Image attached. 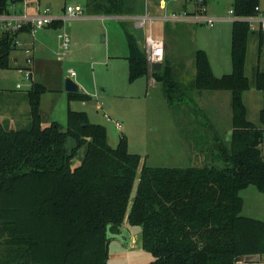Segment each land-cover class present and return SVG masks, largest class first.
I'll use <instances>...</instances> for the list:
<instances>
[{
    "label": "trees",
    "instance_id": "1",
    "mask_svg": "<svg viewBox=\"0 0 264 264\" xmlns=\"http://www.w3.org/2000/svg\"><path fill=\"white\" fill-rule=\"evenodd\" d=\"M23 1L0 0V14ZM257 5L259 0H233L231 8L237 16H249ZM85 8L88 16L143 12L135 0H86ZM60 25L56 20L47 27ZM120 27L128 82L151 76L174 117L178 110L186 116L199 112L195 103L191 110L179 109L195 102V93L227 91L229 131L189 132L202 166L149 167L128 151L125 136L109 145L105 126L90 122L84 111L68 108L64 129L57 122L42 126L40 98L47 89L31 81L25 93L29 123L13 128L0 122V264H107L110 240L121 235L125 223L139 227L141 248L152 257L149 264L259 263L264 220L243 216L240 196L250 185L264 193V71L256 70L252 84L245 74L248 39L255 31L245 21L231 23V71L220 77L213 75L206 53L194 50L188 96L168 56L152 70L133 33ZM29 28L0 34V69L13 68L14 39ZM263 37L258 31V53ZM252 87L263 100L259 124L247 119L243 102ZM87 98L68 93L69 101ZM182 122L181 116L177 123ZM193 123L209 126L203 120L185 125ZM81 148L80 163L72 166Z\"/></svg>",
    "mask_w": 264,
    "mask_h": 264
},
{
    "label": "rangeland",
    "instance_id": "2",
    "mask_svg": "<svg viewBox=\"0 0 264 264\" xmlns=\"http://www.w3.org/2000/svg\"><path fill=\"white\" fill-rule=\"evenodd\" d=\"M25 1L28 2V6H37L41 10L47 8L50 14L58 12L63 19L67 16L63 12L67 5L82 7V13L71 17L72 20L65 18L56 31L55 29L42 28L34 35V57L45 60V66L37 63L35 67L36 79L43 80L50 89L47 90L42 101V113L45 115L46 121L51 118V121L55 120L63 129L65 128L66 109L64 110L62 107L65 91L60 96L61 98H58L54 111L52 109L54 106H49V98L50 95H55L52 91L53 88L62 86L64 90V79L68 77L67 70L72 69L75 72V77L72 79H75L85 92L92 95L86 106H83L84 108L81 101L78 100L70 103L71 108L86 111L89 114L90 122L104 125L109 145L115 146L119 138L125 136L128 151L138 154L141 158L140 164L144 163L149 167L185 168L203 165V158L196 154L195 143L189 132L197 129L199 133L207 134L212 130H218L225 135L230 129L231 120L229 92L195 93V102L190 101L188 105L180 104L179 109L185 107L191 110L195 103L200 109L199 112L192 111L193 114L186 116L185 112L181 113V110H178L174 117L164 99L159 83L156 82L153 87L148 88L146 94L141 90V86H134L132 93L131 88H126L128 87L126 84L127 62L125 58L121 57V53L127 50L120 24L134 34L143 49L144 37L148 29L136 28L135 19L130 17L139 15L119 16L117 19L111 17L85 18L87 16L86 0ZM135 1L143 7V12L140 15L148 14V7L154 2V0ZM164 1L171 2V0ZM232 2L233 0H208L206 14L217 18H227V12L231 9ZM259 5L264 7V0H259ZM173 14L178 15L176 12ZM174 22L176 21H167L166 35L162 33L165 43L164 57L168 56L169 64L178 77H176L177 80L184 82L189 96L194 76V50H206L216 76L230 72L232 22L217 20L211 27L203 22H184V24L178 22L181 25L180 28H171ZM162 23V20L153 21L152 31L154 34L162 30ZM63 35L68 37L67 49L63 47ZM257 45V33L254 32L248 39L245 64V74L250 84L253 83L257 69L264 71V37L260 53H258ZM115 54L120 57H111ZM0 76H2V78L0 77V122L8 127H25L29 120L27 123L12 121L10 114L16 110L8 106L3 97L26 101L25 93L30 87L31 81L25 78L24 73L18 72L15 68L0 69ZM17 84L19 87H16ZM243 102L247 109V119L254 124H259L258 110L263 104L261 93L252 87L243 93ZM201 113L204 117H201ZM107 116L110 120L106 119ZM181 116L182 125L177 123ZM191 120L197 122L203 120L208 122L209 126H201L199 123L185 125ZM114 121L120 123L119 129L115 128ZM83 153L84 148H81L72 160V166L80 163ZM262 154L264 155V142ZM240 196L243 200L241 214L264 220V193L250 185L240 191ZM124 228L131 231L130 242L129 244L122 243L118 237L111 239L107 264H149L152 257L141 248L139 227H132L125 223ZM241 264H264V261Z\"/></svg>",
    "mask_w": 264,
    "mask_h": 264
},
{
    "label": "built area",
    "instance_id": "3",
    "mask_svg": "<svg viewBox=\"0 0 264 264\" xmlns=\"http://www.w3.org/2000/svg\"><path fill=\"white\" fill-rule=\"evenodd\" d=\"M187 3H191L194 7V10L191 15H186V13L182 14H170L162 17V19H171L176 20L178 17L188 18L194 22H203L208 26H212L214 22L219 20L220 18L212 17L206 14L207 6L204 3V0H184ZM25 4V0L22 2ZM15 5V4H11ZM10 5V6H11ZM82 13V7L80 5L67 6L64 10V14L67 17H73ZM228 17L227 20L233 21H245L248 24V27L251 31H262L264 33V7L260 5L255 6L254 13L249 16H237L234 14L232 8L227 12ZM66 17V16H65ZM131 19H135L136 28H147L148 31L144 37V53L146 56V60L151 67L154 63H161L164 57V41L161 37L155 35L152 31V24L155 20L154 17L144 14L139 16H130ZM129 17V18H130ZM58 17L49 13L47 8H44L38 14H29L25 5L20 12H12L9 11L6 13L0 14V34L3 32H15L24 26H29V31L24 32L29 34L31 39L34 37L35 33L44 27H47L53 21H56ZM14 45L19 46V41L15 38ZM68 45V37H63V47L67 49ZM24 55L22 68L17 69L18 72L24 73V76L27 80L31 81L32 74V65H33V49L30 46L24 47L22 50ZM68 77L71 79L75 77V72L72 69L67 70ZM16 87H19L17 84ZM107 120H110L107 116ZM114 125L117 129L120 128V124L114 121Z\"/></svg>",
    "mask_w": 264,
    "mask_h": 264
},
{
    "label": "crops",
    "instance_id": "4",
    "mask_svg": "<svg viewBox=\"0 0 264 264\" xmlns=\"http://www.w3.org/2000/svg\"><path fill=\"white\" fill-rule=\"evenodd\" d=\"M207 2H208V0H207ZM24 5H25L26 11L29 14L33 15V14H38L39 12H41V9H38L37 6L36 7L35 6H28V2L27 1H25V4L19 3V4L11 5L10 6V11H12V12H20L23 9ZM67 6H69V5H67ZM206 6H207V4H206ZM148 8H149L148 15L154 17L155 20H157V21H161L162 20V22H163L162 23L163 26L161 24L162 30H160L159 33L155 34V35L161 37L162 39H163L162 33H163V35L164 34L166 35L165 25H167V21L171 20V19H169V20L168 19H162V17H165L166 15H170L173 12H176L178 14L186 13V15H187V13H192L193 10H194L193 5L191 3L185 2L184 0H171V2H165L164 0H154V2L151 3V5H149ZM64 10L65 9H63V12H64ZM207 11H208V8H207ZM52 15L58 17L57 21H60L61 25H62L63 20L65 18H66V20L67 19L72 20L71 17H67V16L64 17V19L61 18L60 14L58 12L56 14H52ZM105 17H111V18L117 19L119 16H88L87 15L85 18L103 19ZM79 18H82V17H79ZM219 20L220 21L221 20L225 21L227 19H226V17H223V18H220ZM175 21L176 22H174V25H172L171 28H175V27H179L180 28L181 25L178 22H183V24H184V22H194L192 20H189L188 18H181V17H178ZM60 26L59 27L58 26L57 27H52V26L50 27L49 26V27H44V28L55 29V31H56V29H59ZM39 30H41V29H39ZM36 33H38V31ZM64 36H67V35H63V37ZM123 36H124V33H123ZM16 39L19 41L20 45L16 46L14 48V50L10 53V59H11L12 67L16 69V67H20V66L23 65L24 56H23L22 50H23L24 47L30 46L33 49V65H32L31 81L36 82V83H40V84L44 85L47 90H50L45 85L43 80H37L36 79L35 67H36L37 63H38V65L44 64L45 60H42L40 58H35L34 57V51H35L34 50L35 49L34 37L31 39L29 34H27V33H19L17 35ZM124 39H125V37H124ZM163 41H164V39H163ZM136 42H137L138 47L140 49H142V47H141L142 45L140 44V42L137 39H136ZM125 44H126V41H125ZM164 48H165V43H164ZM107 50H108V48L106 49V52H107ZM126 50H127V46H126ZM204 51L206 52V50H204ZM121 54H122L121 57L125 58V60L127 62L126 58H127V55H128V50L126 52H122ZM206 55H207V58H208V61H209V64H210V57L207 54V52H206ZM111 57H120V55L118 56V54H115V55H113ZM34 58L36 59V62H34L35 61ZM108 58H110V56H108ZM44 66H45V64H44ZM127 66H128V63H127ZM210 67H211V70H212V73H213V69H212L211 64H210ZM127 72H128V70H127ZM224 73L228 74V72H224ZM213 75L216 76L214 73H213ZM222 75H224V74H221L220 76H222ZM220 76H216V77H220ZM0 77L2 78V76H0ZM74 81L78 84V82L75 79H74ZM155 83L156 82L153 80V78L151 76H144V77H140V78L134 80L133 82H128V79H127V83L126 84L128 85V87H126V88H131L130 90H131V93H132V89H133L134 86H141V90L144 91L145 94H146L147 93V89L150 88V87H153ZM52 91H54L55 95H50L51 97L49 98V104H50L49 106L51 107V105H53L54 108H52V109L54 111L55 107H56V102L58 101V98H61L60 96L63 94L64 90H63V88L61 86V87L53 88ZM204 92H206V91H204ZM214 92H218V91H214ZM45 93H47V92H45ZM45 93H43L41 95V98H40V116H41V125L42 126L49 125L52 121L55 122V120L51 121L50 120L51 118H48V120L46 121L45 115L42 113L43 112V110H42V101H43L44 96H46ZM76 93L87 95L88 98H87V100H85L86 102L85 101H81L82 107L86 106V103L88 101H90L92 94H90L87 91L85 92L80 84H78V91ZM64 94H65V96H64V99L62 101V107H63L64 110L66 109V111H67L68 108L72 109L70 103H72L73 101H76V100L69 101L68 100V92H65ZM3 98H4V100L7 101V105L8 106H10L14 110H16V112H12L10 114L11 120L16 122V123H26L28 121V112H27L28 107H27L26 101H23L22 99H15L14 100V99H10L8 97H3ZM72 110H76V109H72ZM259 110H258V112H259ZM77 111H81V110H77ZM84 112L87 114V117H88V120H89V114L86 111H84ZM130 233H131L130 230H128L126 228L125 229L122 228L121 235L118 237V238H120L122 240L120 242H122V243L124 242L126 244H129V242H130L129 234ZM261 261H264V257L261 258Z\"/></svg>",
    "mask_w": 264,
    "mask_h": 264
},
{
    "label": "water",
    "instance_id": "5",
    "mask_svg": "<svg viewBox=\"0 0 264 264\" xmlns=\"http://www.w3.org/2000/svg\"><path fill=\"white\" fill-rule=\"evenodd\" d=\"M161 63H154L151 65L152 70H159ZM64 91L68 93H76L78 91V84L70 77L64 79Z\"/></svg>",
    "mask_w": 264,
    "mask_h": 264
}]
</instances>
